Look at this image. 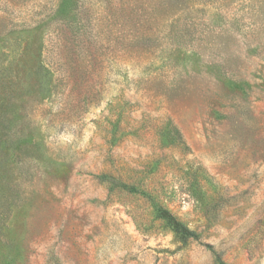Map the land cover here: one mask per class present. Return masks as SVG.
Wrapping results in <instances>:
<instances>
[{"label":"rangeland","instance_id":"obj_1","mask_svg":"<svg viewBox=\"0 0 264 264\" xmlns=\"http://www.w3.org/2000/svg\"><path fill=\"white\" fill-rule=\"evenodd\" d=\"M0 264H264V0H0Z\"/></svg>","mask_w":264,"mask_h":264},{"label":"trees","instance_id":"obj_2","mask_svg":"<svg viewBox=\"0 0 264 264\" xmlns=\"http://www.w3.org/2000/svg\"><path fill=\"white\" fill-rule=\"evenodd\" d=\"M172 135H173L172 136L173 140L175 141L176 144L184 145L181 135L176 129H173ZM184 147L185 149H187L186 146ZM103 180L111 183L112 189L121 188L129 192H138V189L133 188L132 186H129L125 183H122L117 179L112 178L111 176H103ZM155 210L157 216L160 219H162L172 229V231L180 240H182L183 242H186L188 240H194V241L199 240L200 236L195 231L190 230L187 226H185L183 223L178 221L167 209L159 205H155ZM206 247H210V246L207 245Z\"/></svg>","mask_w":264,"mask_h":264}]
</instances>
